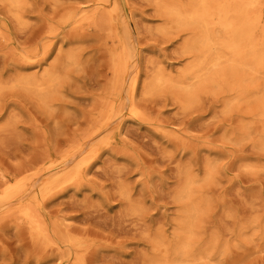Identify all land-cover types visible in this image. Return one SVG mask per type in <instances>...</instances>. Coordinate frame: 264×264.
I'll return each instance as SVG.
<instances>
[{
	"label": "rangeland",
	"instance_id": "rangeland-1",
	"mask_svg": "<svg viewBox=\"0 0 264 264\" xmlns=\"http://www.w3.org/2000/svg\"><path fill=\"white\" fill-rule=\"evenodd\" d=\"M99 1L0 0V191L23 185L17 199L0 202V264H154L156 242L182 231L188 180L196 255L176 264H264V77L244 98L209 83L189 103L167 88L149 92L155 70L177 78L191 62L188 31L162 7L178 0ZM115 6L129 72L142 70L135 103L145 116L125 110L120 130L96 134L94 115L113 78ZM48 72L58 83L46 100L19 82ZM78 147L93 158L68 182ZM52 177L61 183L41 194ZM36 189L42 204L30 207L40 238L19 211Z\"/></svg>",
	"mask_w": 264,
	"mask_h": 264
},
{
	"label": "bare ground",
	"instance_id": "bare-ground-1",
	"mask_svg": "<svg viewBox=\"0 0 264 264\" xmlns=\"http://www.w3.org/2000/svg\"><path fill=\"white\" fill-rule=\"evenodd\" d=\"M8 1L12 5L18 2ZM162 7L173 26L188 31L190 36L184 50L190 56L191 62L177 78L162 68L155 70L151 78L145 81L149 92L167 88L178 93L181 102L189 103L199 88L207 83L215 87L227 85L241 98L249 97L252 90L259 88V79L264 77V0H178L167 2ZM120 12L116 6L109 11V21L118 41L111 48L113 58L111 87L104 97L100 111L94 115L95 125L92 129L96 134L110 128L120 130L122 123L116 120L121 118L125 110L133 116H145L135 103V95L142 83V70L138 67L129 72L130 47ZM19 82L42 100H46L55 92L58 77L48 72L43 80L25 76ZM125 89L131 98L130 104L125 103ZM262 109L261 112L264 114V102ZM114 140L115 135H111L104 143L110 144ZM79 152L81 155L75 158L74 167L66 178L68 182L81 176L86 171L87 162L93 158V155L89 158L82 156L85 151L81 147L75 150V153ZM60 183L56 177L47 179L41 194L48 193ZM22 187L20 181L10 182L3 191H0V202L5 201L4 204H8L12 199H17ZM40 191L39 189L32 191L30 200L21 202L19 206V211L25 216L33 235L37 238L42 237L43 227L30 207V202L42 204ZM192 191L193 183L188 180L179 196L185 206L182 231L175 242L168 243L162 240L156 242L154 264H176L178 260L196 255L195 228L198 208ZM68 241L72 242V239L68 238Z\"/></svg>",
	"mask_w": 264,
	"mask_h": 264
}]
</instances>
